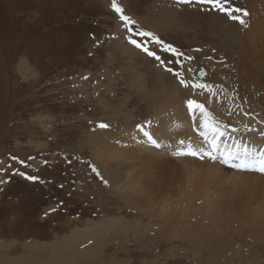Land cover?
<instances>
[{"label": "rangeland", "instance_id": "obj_1", "mask_svg": "<svg viewBox=\"0 0 264 264\" xmlns=\"http://www.w3.org/2000/svg\"><path fill=\"white\" fill-rule=\"evenodd\" d=\"M117 2L138 29L152 31L194 57L184 59L186 68L207 70L211 80L220 71V92L237 96L229 88L234 83L220 48L235 33L231 19L206 5L176 0ZM231 3L247 7L245 0ZM127 36L111 0H0V264H50L45 260L50 254L57 256L52 264H264V237L252 238L264 236V228L252 237L246 229L232 238L198 243L172 238L151 247L143 241L149 254L137 246L140 240L132 232L106 230L104 239L87 235V223L103 218L91 215L98 208L120 202L125 209L100 168L99 152L106 144L98 142L107 128L98 127L99 117L91 111L98 107L108 118L103 123L113 127L110 115L119 104L136 102V96L149 102L146 91L155 86L142 81L150 88L130 87L129 80L136 84L139 78L166 72L176 81ZM147 46L158 50L155 43ZM161 55L171 59L170 53ZM184 74L191 81L193 74ZM137 214L131 216L136 224ZM186 220L201 229L193 218ZM34 245L44 247L43 257H35Z\"/></svg>", "mask_w": 264, "mask_h": 264}, {"label": "bare ground", "instance_id": "obj_2", "mask_svg": "<svg viewBox=\"0 0 264 264\" xmlns=\"http://www.w3.org/2000/svg\"><path fill=\"white\" fill-rule=\"evenodd\" d=\"M245 1L247 7L240 6L249 13L245 25L231 20L236 28L232 30L235 33L230 37L231 43L220 47L234 83L227 87L237 96L220 92V71L215 80H211L207 70L203 79L197 76L213 86L217 95L211 98L207 92L200 95L199 90L193 93L191 88L180 87L166 72L139 78L141 81L136 80V84L129 80L130 87H142V81L155 82L153 89L146 91L150 101H141L136 96V102L119 104L118 110L110 115L114 126L108 127L106 136L99 137L101 141L98 142L106 144L99 152L100 168L120 195L125 209L120 202L98 208L96 214L91 215L103 218L98 223H87V235L95 233L101 239L106 230H120L129 235L132 232L140 240L137 246L149 254V247L143 241L151 242V247L172 238L181 243H198L204 238L219 240L222 235L232 238L246 229L252 237L264 228V174L238 172L219 161L177 154L182 147L178 143L180 139L186 144L190 142L196 149L207 147L193 130L192 114L186 109L187 99L205 103L221 122V128L230 125L239 129L238 132H231V128L226 130L221 151L225 147L234 151L235 145L241 142L249 147L264 146V140L245 127L264 129V0ZM107 53V60L111 62L110 48ZM184 66L186 68V63ZM199 70L197 67V72ZM145 86L150 88L148 83ZM157 90L160 92L156 93ZM93 112L99 117V124L108 119L98 107ZM196 116L199 118L198 112ZM141 124L145 130L153 132L161 148H155L137 128ZM208 135L211 139L210 131ZM131 212H138V224L131 220ZM102 214L106 217L100 216ZM186 218H193L201 229L195 228ZM261 237L264 236L252 238L260 240ZM34 246L35 257H43L44 247ZM56 257L50 254L45 260L52 264Z\"/></svg>", "mask_w": 264, "mask_h": 264}, {"label": "snow or ice", "instance_id": "obj_3", "mask_svg": "<svg viewBox=\"0 0 264 264\" xmlns=\"http://www.w3.org/2000/svg\"><path fill=\"white\" fill-rule=\"evenodd\" d=\"M176 2L178 4L191 5L195 3L198 6L206 5L208 7V10L223 13L227 18L238 22L240 25H245V17L249 15L246 9L234 7L231 3V0H176ZM111 8L116 14H118L119 20L122 22L123 27L128 32V36L126 37L127 41L135 48L141 50L147 56L153 58V60L159 66H161L163 70L173 75L180 87L184 89L191 88L193 90V93L199 90L200 95H203L205 92H207L209 98L215 97L217 95L212 85L206 82H197V76L207 75V73L203 69H200L199 72H197L196 69H193L191 67L185 68L183 63L184 59L191 61L195 59L194 57H186L185 54L178 48L161 40L152 31L138 29L136 27L137 21L131 16L125 14V9L117 2V0H111ZM152 43H155L158 46V50H152L149 46H147L148 44ZM197 51H199V49H197ZM161 53H170L171 59L165 60ZM174 64L177 65V67H173L172 65ZM184 73L193 74L191 83L189 82V79L185 77ZM86 78L87 77H85V79ZM186 109L192 114V121L194 126L193 130L203 138V143L206 144L207 147L202 146L199 149H196L190 142L186 144L185 140L180 139L178 143L182 147L178 150L177 154L191 155L200 159L208 158L213 161H219L220 163L229 165L230 167L236 169L245 171H259L261 173H264V146L249 147V144L241 142L235 145L234 151L229 150L227 147H225L224 150L221 151V144L223 143L226 130L228 128H231V132H238L239 129L231 127L230 125H225L224 128H221V122L216 120L214 115L206 107L205 103H202L197 99H187ZM197 112L199 113V118L196 116ZM230 114L231 113H229V115ZM244 114L246 116L249 115V113L247 112H245ZM262 123H264V121H262ZM197 124L199 126H196ZM149 126H151V121H149ZM99 127L108 128L109 125L101 123L99 124ZM245 127L247 131L256 132L257 135H259V137L264 140V129H252L247 125ZM137 128L141 132H143V135L147 137L148 141L155 148L159 149L162 147V144L158 142V138L154 136L153 132L145 130L144 125H137ZM209 131L212 133L211 139H209ZM12 159L16 160L18 158L12 157ZM20 163L24 162L20 161ZM91 170L95 173L96 176L100 177L104 184L108 183L103 179L100 170L95 165L91 166ZM13 174L25 176L28 180L31 181H36L38 179V177L29 176L25 172H14ZM2 182L3 181H0V183ZM52 211H55V209H52Z\"/></svg>", "mask_w": 264, "mask_h": 264}, {"label": "water", "instance_id": "obj_4", "mask_svg": "<svg viewBox=\"0 0 264 264\" xmlns=\"http://www.w3.org/2000/svg\"><path fill=\"white\" fill-rule=\"evenodd\" d=\"M204 71H205V70H204ZM203 76H204V75H199L198 77H199L200 79H203Z\"/></svg>", "mask_w": 264, "mask_h": 264}]
</instances>
